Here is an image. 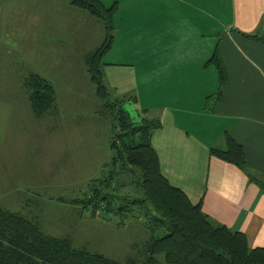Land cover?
Returning a JSON list of instances; mask_svg holds the SVG:
<instances>
[{
  "label": "crops",
  "instance_id": "crops-1",
  "mask_svg": "<svg viewBox=\"0 0 264 264\" xmlns=\"http://www.w3.org/2000/svg\"><path fill=\"white\" fill-rule=\"evenodd\" d=\"M102 1L116 5V29L137 23V33L129 28L127 36L140 47L149 86L143 96L134 68L122 80L129 92L120 91L130 95L135 90L136 110L161 119L152 143L162 173L194 204L202 202L203 211L219 223L245 233L251 247L264 246V188L250 177L264 180V40L259 38L264 36V0ZM32 6L28 28L47 13L51 22L45 30L65 28L57 44L47 45L48 55L50 61L68 63L65 75H72L71 62H84L91 51L80 20L94 23L98 36L104 22L70 0H28L27 15ZM33 48L35 53L38 47ZM217 48L225 68L219 97L220 69L213 60ZM20 103L11 96L0 104L16 111ZM17 123L0 119V157L6 172L12 171L8 162L18 152ZM227 134L242 145L245 168L212 154L213 147L227 148ZM111 156L90 179L102 174Z\"/></svg>",
  "mask_w": 264,
  "mask_h": 264
},
{
  "label": "rangeland",
  "instance_id": "rangeland-1",
  "mask_svg": "<svg viewBox=\"0 0 264 264\" xmlns=\"http://www.w3.org/2000/svg\"><path fill=\"white\" fill-rule=\"evenodd\" d=\"M27 1L0 0V103L3 97L11 96H17L21 102L16 111L7 110L0 104V119L18 121L15 134L19 138L18 152H13L8 162L12 171L6 172L7 165L1 163L3 157H0V206L36 218L42 230L51 235L68 236L76 247L86 245L90 251L123 262L128 256H140L141 250H134V245L141 246L150 235L145 217L146 212L152 213L146 207H136V216H130L120 225L118 217L106 221L102 216L91 215L80 204L59 201L60 197L70 199L83 195L88 189L90 175L101 170L104 159L111 156L109 124L94 115L101 101L87 71L88 56L82 63L71 62L72 75L67 73V77L69 64L50 61L47 46L57 44L65 36V28L53 32L45 30L44 25L51 22L49 13L41 14L36 25L28 28L34 6L27 15ZM33 1L36 0H30V3ZM80 22L90 40L88 54L101 45L97 42L106 38V29L103 24L99 25L103 31L98 36L94 23L85 19ZM124 26L120 30L115 27V43L113 45L112 41L113 47L102 58L105 82L112 98L123 96L124 91H129L123 87L122 80L135 68L145 96L150 76L143 72L140 47L133 45L127 36L129 28L132 33H137V23ZM32 45L38 47L35 53H32L35 50ZM31 71L47 78L56 89V108L42 117L23 106V103H30L25 78ZM121 87L124 91H120ZM132 93L136 94V91ZM133 100V97L129 98L124 106L139 121L144 112L136 110ZM123 173L129 185L125 188L119 185V190L129 198L142 196L130 172ZM100 175L97 173L96 176ZM108 215L111 217L112 214ZM160 259L164 262L163 255Z\"/></svg>",
  "mask_w": 264,
  "mask_h": 264
},
{
  "label": "trees",
  "instance_id": "trees-1",
  "mask_svg": "<svg viewBox=\"0 0 264 264\" xmlns=\"http://www.w3.org/2000/svg\"><path fill=\"white\" fill-rule=\"evenodd\" d=\"M70 3L97 16L105 25L107 36L89 53L87 71L101 101L95 113L109 124L112 156L104 164L102 174L90 179L83 195L70 199L60 197L59 201L80 204L91 215L106 220L118 217L120 225L130 216H136V207L144 206L152 213L146 212L145 217L150 235L141 246L134 245V250H141L140 256H128L123 262L90 251L86 245L76 247L70 237L42 230L36 218L0 206V264H264V246L251 247L245 233L219 223L203 211L202 202L194 204L182 189L164 176L152 143L161 119L146 115L137 121L124 106L129 98L135 99L134 95L111 97L104 79L102 58L113 41L116 5L106 6L102 0H70ZM259 38L264 40V36ZM219 54L217 48L213 60L220 69L218 97L225 80ZM25 85L31 109L37 117L56 108V89L47 78L31 71ZM226 140L227 148L213 147L212 154L245 168L242 145L228 134ZM125 171L130 172L139 185L142 196L129 198L119 190V185L123 188L129 185ZM250 177L264 188V180L253 174ZM108 214H112L111 217ZM162 255L164 262L160 259Z\"/></svg>",
  "mask_w": 264,
  "mask_h": 264
}]
</instances>
